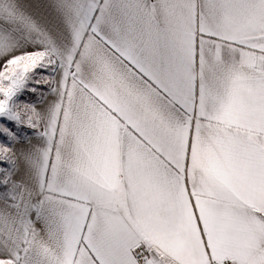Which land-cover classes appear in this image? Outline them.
<instances>
[{"label":"snow or ice","instance_id":"snow-or-ice-1","mask_svg":"<svg viewBox=\"0 0 264 264\" xmlns=\"http://www.w3.org/2000/svg\"><path fill=\"white\" fill-rule=\"evenodd\" d=\"M0 264H264V0H0Z\"/></svg>","mask_w":264,"mask_h":264}]
</instances>
